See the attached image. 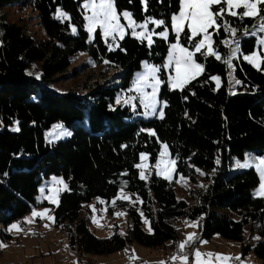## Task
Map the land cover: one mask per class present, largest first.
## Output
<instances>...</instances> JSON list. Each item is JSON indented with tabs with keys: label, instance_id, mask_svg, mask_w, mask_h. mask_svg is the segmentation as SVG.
Masks as SVG:
<instances>
[{
	"label": "trees",
	"instance_id": "trees-1",
	"mask_svg": "<svg viewBox=\"0 0 264 264\" xmlns=\"http://www.w3.org/2000/svg\"><path fill=\"white\" fill-rule=\"evenodd\" d=\"M83 1L0 0V225L22 218L39 204L36 195L42 178L63 174L68 187L60 194L58 206H52L54 224L80 253L110 254L133 243L150 248L178 245V222L188 219L199 220L200 240L218 234L240 242L243 255L253 252L264 262V197L254 194L259 175L255 168L230 171L234 158L242 159L248 151L264 157V70L243 59L256 45V37L242 35L243 29L252 32L256 21L228 17L240 30V52L233 59V76L239 85L229 79L224 63L197 54L204 72L183 90L163 85V118L140 119L131 106L116 105L117 93L130 86L144 60L160 66L165 74L163 65L175 34L171 31L167 41L154 37L149 47L146 40L128 32L109 51L100 29L89 41ZM14 4L35 9L47 38L38 41L25 25L8 20L2 9ZM178 4L179 0H146V4L115 0L118 12H131L137 22L146 16L163 19L170 30ZM58 8L70 20L57 19ZM226 35L221 29L219 36H213L222 56L227 49L219 41ZM181 42L189 46L185 39ZM78 52H87L95 63L120 66L122 71L114 77L119 82L96 81L84 86L85 93L51 90L48 83L68 69ZM36 63L41 81L27 73ZM211 76L221 78L219 87ZM57 121L70 127L72 135L48 143L44 131ZM16 123L18 131L12 129ZM162 144L177 160L174 180L179 174L195 183L204 173L205 186L195 195L196 203L179 199L175 181L156 175L154 165ZM141 153L148 154L152 167L146 180L135 167ZM121 187L139 201L117 199L113 205ZM98 196L108 199L111 211H127L126 235L117 226L109 237H98L90 230L89 215L81 213ZM141 213L150 221L151 232L145 231ZM247 226L259 237L251 244L245 242Z\"/></svg>",
	"mask_w": 264,
	"mask_h": 264
},
{
	"label": "rangeland",
	"instance_id": "rangeland-1",
	"mask_svg": "<svg viewBox=\"0 0 264 264\" xmlns=\"http://www.w3.org/2000/svg\"><path fill=\"white\" fill-rule=\"evenodd\" d=\"M86 2L87 0L83 1L81 4L84 17L86 15H91V10L84 8V4ZM2 10L7 12L9 21L19 22L23 26L25 25L29 30V32L32 34V36L36 38V40L40 41L47 38L46 33L41 27V24L38 20L37 12L30 5L14 4L11 6H6ZM121 22L126 23V21L123 20V17L121 18ZM85 23L87 24L86 20ZM148 27L149 29L155 28L156 33H159L160 31L164 30V28H161L162 26L156 27L153 24H149ZM168 30L170 37L171 30L169 29V27ZM137 31H141V29H137ZM128 32L131 33V30H128L127 33ZM254 36L256 37V45L252 53L256 52L258 55L264 56V46H261L257 43L259 39L264 38V33L257 31L256 35ZM154 37H159V36L154 35L152 37L153 40ZM118 41H119L118 37L115 42L112 41L111 37L107 38L108 45L112 44L114 49L117 48L116 45H118ZM252 53L247 55H251ZM167 55L165 58V63L167 61ZM237 56L238 53L236 57ZM144 62H148L149 64L155 65L154 63L147 60H144L142 62L141 68L134 73L130 86L127 89H122L117 93L116 105L131 106V109L134 111V115L140 119L160 117L159 112L161 110L162 111L164 110V105H165V103L160 100V90L161 87L165 84L169 86L168 77L169 75H174V71L172 69L164 68L165 74L163 75L161 71L158 74L160 76V79L163 81L160 85L157 96L160 103L157 105V113L154 115H148L143 105L140 103L139 95L134 90L130 91V89L133 88L137 75L144 72ZM263 64L264 63L260 65L261 68ZM121 71L122 68L120 66H112L109 63H105V62L95 63L90 59L87 52H78L74 56H72V60L68 69L62 73L56 74L54 76V78L56 79L48 83V87L56 92H67L72 90L79 93H85L86 90L84 86L85 85L89 86L95 83L96 81H99L101 83L104 82L105 80L112 78L113 83H118L119 79L114 77L117 76ZM231 72H232V80H234L233 69L231 70ZM27 73L28 76H35L36 78L39 77L38 80L41 81L42 73L38 63L34 64L31 70L28 71ZM235 81L236 80H234V86L239 85L236 84ZM220 83H221V78H220ZM145 91L151 92V89L148 88L145 89ZM130 97H136V98L132 99L130 103L125 104L123 101L125 99H129ZM118 98L121 101L120 103H117ZM57 125H63V128H57L56 127ZM15 128H18L17 123L12 127V129ZM62 132L71 133L72 135V129L70 127H68L62 121H57L44 131V138L46 142L54 143L59 140H64L71 136L66 134L61 135ZM162 145H166V144H162ZM163 150L164 149L162 147L161 151ZM168 153H169V158L173 159L170 155L169 149H168ZM246 154H251L255 157H261L253 151H248L245 153L242 159L238 157L234 158L233 163L230 165V171L248 169V168H240L237 166V162L239 163L245 162L247 158ZM146 155L148 157V154ZM141 163H146L148 165V168H146L144 171H145V175L149 178L152 172V167L149 161V157L146 161H142L140 157V162L138 164ZM249 168H255V167L253 166ZM175 169H176V165H175ZM139 171H141V169H139ZM156 171L157 169L155 168V172ZM180 176L181 175L178 174L176 179L174 180L175 173H173V177H172V180L175 181L177 196L179 199H184L187 201V203L192 205L197 202L195 195H197L198 191H200V189H202L205 186V179L203 175L199 174L197 177V182L194 183L190 180L189 177L183 176L187 180V185L185 186L183 181L177 182L180 180ZM54 177L58 179H62L66 183L63 174H54L48 178H42L38 188V193L36 195L39 204L36 207H34L31 211H29L27 214H25L22 218H18L17 220L12 221L7 226L0 225V244L6 245V247H0V264H160L161 261L166 262V264H180L179 260L173 261L171 259L174 255H178V254L179 255L187 254L189 256V264H193L194 257L192 253L194 252V250L197 249L201 253L213 252V253H221L231 257H236V256L240 257L239 261L232 260L229 262V264H264V262H262L261 260L255 257L253 252L247 253V255H243L242 244L240 242L225 239L218 234L213 236L211 239L200 240L201 233L199 230V220H188V219H182L178 222L179 239L177 242L179 243L184 241L189 233H196L199 239L193 242L192 244L188 245L183 250V252L179 251L177 245H172L170 243H167L165 246L160 248H150L143 246L139 243H133L132 245H127L121 250L110 254H91L86 252L80 253L77 249L73 248L70 245L66 233L55 226L54 224L55 221L52 222L47 220L46 218L41 219L39 217L33 218L32 223H28L26 221V218L31 217L33 210L42 212L46 208L51 210L50 215L54 217L52 206H56V205L50 203L45 198L52 194L51 189L54 187L53 185ZM259 185L254 190V194L259 188ZM57 187L63 188V185H58ZM41 189H43V192L41 191ZM121 194H126L129 197L127 201H129L131 204L135 203L136 201H139V199L134 197L131 192L125 190L124 187H121L118 194L112 198L111 203L113 202V200H117L116 197ZM97 198L103 200L105 203L104 204L99 203ZM58 201H59V197H58ZM44 202H46L47 205H44L43 204ZM111 205L112 204L108 203V199L98 196L95 199H93L91 202H89L87 205H85V208L81 213L83 217L89 215V218L91 220L90 230L98 237L111 236L115 232L114 228L116 226L118 227L117 228L118 232L121 233L122 235H126L127 233V224H128L127 211L126 210L111 211L110 210ZM92 206L95 207L96 209L95 212L93 211ZM118 211L124 212L125 215L119 217L116 216L115 213ZM93 217H95L98 220L100 226H98L97 223L93 222ZM232 217L234 219L238 218L236 214H232ZM145 220L148 221L147 224L144 222ZM185 221L194 222L196 223L197 226L196 227L188 226L186 225ZM13 224H18L21 230L8 231L10 226ZM45 225L48 226L46 227ZM143 227L145 231L151 232L149 231V228H151L150 221L144 215H143ZM3 234H5L6 237L3 236ZM255 237H257V235L255 233H252V231H250L249 226H247L245 242L247 244L254 243L257 240L255 239ZM133 256L137 257V259L135 260L131 259V257Z\"/></svg>",
	"mask_w": 264,
	"mask_h": 264
},
{
	"label": "snow or ice",
	"instance_id": "snow-or-ice-1",
	"mask_svg": "<svg viewBox=\"0 0 264 264\" xmlns=\"http://www.w3.org/2000/svg\"><path fill=\"white\" fill-rule=\"evenodd\" d=\"M142 3L146 4V0H142ZM214 6L219 7H216L214 10ZM84 8L91 10V15H86L84 17L87 21L85 28L89 35V41L92 40L93 34L96 32L97 28L102 31L106 43L108 37H111L113 42L117 40V37L122 40L128 30H131V35L136 39L142 42L146 40L149 47L154 43L152 38L154 35H158L165 41L169 38L168 26H166L163 19H155L146 16L142 22H137L131 12L123 11L118 13L115 0H87L84 4ZM239 9H242V11H237ZM229 16L235 17L240 21L246 17L253 18L256 21L253 25L254 31L250 32L248 28H244L242 35H256L257 31L264 33V0H179L178 12L172 14L170 18V27L171 31L175 34V42L170 43L167 61L163 65V68L172 69L174 71V75H169L168 77L170 88L183 90L191 81L195 80L204 72V65L198 63L195 59L197 54L203 56L205 59L214 57L216 60L224 63L230 70L229 79H232V61L237 53L240 52V37L238 36L240 30L233 26L232 21L228 19ZM122 17L126 23L121 22ZM56 18L70 20L68 14L59 8L57 9ZM149 24H153L156 27L164 26V30L156 33L155 28L149 29ZM137 29H141V31H137ZM210 29L213 31L210 32ZM221 29L227 34L224 39L219 41V43L224 45L227 49L226 54L223 56L218 52L217 47L214 46L216 42L213 39V36L220 35ZM72 31L75 34L76 29L73 28ZM182 39L187 41L188 47L181 42ZM257 43L264 46V38L259 39ZM108 47L109 51L114 50L112 44H109ZM243 59L257 68V70H264L260 67V65L264 63V56L254 52L251 55H245ZM105 63L109 62L105 61ZM160 71V66L144 62V72L137 75L133 88L130 89V91L134 90L139 95L140 103L143 105L148 115L156 114L157 105L160 103L157 98L158 90L163 82L158 75ZM210 79L216 82L217 87L220 86L219 76H211ZM235 83L240 84L241 82L236 80ZM148 88L151 89V92L145 91V89ZM135 98L136 97H130L123 102L128 104ZM120 102L118 98L117 103ZM163 115L164 113L161 110L159 112L160 118H163ZM56 127L63 128V125H57ZM13 130L18 131L19 129L15 128ZM148 131L150 135H155L151 130ZM65 134L71 135V133L67 132L61 133V135ZM162 147L164 150L160 152V158L155 165L157 169L156 175L163 176L164 179L171 181L173 173L176 172L175 165L177 160L169 158L167 145H162ZM140 155L142 161L148 159L146 154L141 153ZM246 157L245 162H237V166L240 168L255 167L260 177V185L255 195L264 197V157H255L251 154H246ZM219 163L220 160L217 159L216 164L219 165ZM135 167L141 169L140 178L146 180L148 177L145 175L144 170L148 168V165L146 163H141L136 164ZM197 171L199 172L200 170L197 169ZM203 174L204 173H201V175ZM180 181H183L185 186L187 185V180L182 175L177 182ZM124 183L126 185L127 182ZM53 185L54 187L51 189L52 194L45 198L50 203L58 206V197L62 191L67 190L68 186L62 179L55 177L53 178ZM58 185H63V188L57 187ZM41 191L43 192V189H41ZM97 199L99 203H105L103 200ZM116 199L128 200L129 197L126 194H121L117 196ZM112 203L114 205L116 200H113ZM92 208L95 212V207L92 206ZM50 211L51 210L47 208L42 212L33 210L31 217L26 218V221L32 223L33 218L39 217L54 222V217L50 215ZM115 215L119 217L125 215V213L118 211ZM141 215H143V213H141ZM93 222L100 226L95 217H93ZM144 222L146 224L148 223L147 220ZM185 223L191 227L197 226L194 222L185 221ZM45 226L47 227L48 225ZM12 230L20 231L21 229L18 224H13L8 231ZM149 231H151V228H149ZM198 239L199 237L196 233H189L184 241L178 243L177 247L180 252H183L188 245ZM255 239H259V237H255ZM0 247H6V245L0 244ZM192 255L194 257L193 264H229L232 260H240L239 256L231 257L213 252L201 253L198 249L194 250ZM131 259L135 260L137 257L133 256ZM171 259L173 261L179 260L180 264H189V256L187 254L174 255ZM160 264H166V262L161 261Z\"/></svg>",
	"mask_w": 264,
	"mask_h": 264
},
{
	"label": "bare ground",
	"instance_id": "bare-ground-1",
	"mask_svg": "<svg viewBox=\"0 0 264 264\" xmlns=\"http://www.w3.org/2000/svg\"><path fill=\"white\" fill-rule=\"evenodd\" d=\"M26 228V227H25ZM189 251V250H188ZM190 253V252H189ZM179 255V254H178ZM140 262V261H139ZM138 263V262H137Z\"/></svg>",
	"mask_w": 264,
	"mask_h": 264
}]
</instances>
